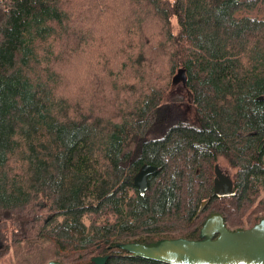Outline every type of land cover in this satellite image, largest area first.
<instances>
[{"label":"trees","instance_id":"trees-1","mask_svg":"<svg viewBox=\"0 0 264 264\" xmlns=\"http://www.w3.org/2000/svg\"><path fill=\"white\" fill-rule=\"evenodd\" d=\"M180 69L199 123L162 128ZM261 142L264 0H0V264H163L117 245L251 228Z\"/></svg>","mask_w":264,"mask_h":264},{"label":"water","instance_id":"water-1","mask_svg":"<svg viewBox=\"0 0 264 264\" xmlns=\"http://www.w3.org/2000/svg\"><path fill=\"white\" fill-rule=\"evenodd\" d=\"M183 70H179L175 82L179 77L183 79ZM263 143L258 147L261 152ZM156 167L143 166L134 177L133 186L140 196H144L148 183L147 178L156 172ZM231 186V185H230ZM230 187H223L219 193L217 184L214 185L213 196L218 198L231 197L234 192ZM207 200L200 203L197 215L205 208ZM118 249L128 256L160 262L163 264H264V219L251 228L230 231L226 228L220 213H211L203 221L196 240L184 238L161 239L154 243H121ZM108 257H93L88 264H105ZM48 264H62L50 261Z\"/></svg>","mask_w":264,"mask_h":264},{"label":"rangeland","instance_id":"rangeland-1","mask_svg":"<svg viewBox=\"0 0 264 264\" xmlns=\"http://www.w3.org/2000/svg\"><path fill=\"white\" fill-rule=\"evenodd\" d=\"M182 80L181 77L176 80L173 90L171 92L169 91L170 93L168 92L165 98L164 107L161 111L162 114H160V119L158 121V126L162 128L166 127V125L169 126L178 122L199 123L195 110L191 105L189 93L182 85ZM220 163L222 165L221 169L223 171H228L224 170L227 169V165L224 162Z\"/></svg>","mask_w":264,"mask_h":264},{"label":"flooded vegetation","instance_id":"flooded-vegetation-1","mask_svg":"<svg viewBox=\"0 0 264 264\" xmlns=\"http://www.w3.org/2000/svg\"><path fill=\"white\" fill-rule=\"evenodd\" d=\"M187 123V122H186ZM190 124H192V123H190ZM261 143H263V142H261ZM260 145V144H259ZM259 145H258V147H259ZM263 145H264V143H263ZM263 145H262V148H263ZM258 147H257V153H258ZM262 148H261V151H262ZM259 154V153H258ZM254 160V162H257V158H254L253 159ZM220 162H224L226 165H227V169H224V170H228V171H223L222 169H221V167H222V165H221V163ZM214 177H213V190H214V185H215V183L217 184V186H218V188H219V193H222V192H224V190H223V187H225L226 185H228L229 187H230V189H229V191H231V186H232V191L234 192V195L233 196H235V193H236V190H235V185H234V182H233V180H232V170H231V168L228 166V164L225 162V161H223V160H221V161H219L218 163H216L215 164V166H214ZM231 185V186H230ZM137 190V189H136ZM233 196H231V197H233ZM216 197V196H215ZM226 198H229V197H224V198H222V199H226ZM208 201V200H207ZM208 203V202H207ZM264 219V218H263ZM246 229H248V228H246ZM161 239H167V238H160V239H158V238H153V240L152 241H149L148 243H146V244H149V243H154V242H156V241H159V240H161ZM127 243H131V242H127ZM136 243H138V242H136ZM145 244V243H144ZM96 257H105V256H96ZM108 257V256H107ZM93 258V257H92Z\"/></svg>","mask_w":264,"mask_h":264}]
</instances>
